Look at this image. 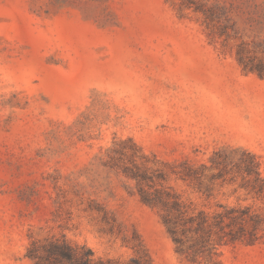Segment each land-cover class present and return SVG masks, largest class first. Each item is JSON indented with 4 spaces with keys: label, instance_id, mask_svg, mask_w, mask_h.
Segmentation results:
<instances>
[{
    "label": "rangeland",
    "instance_id": "1",
    "mask_svg": "<svg viewBox=\"0 0 264 264\" xmlns=\"http://www.w3.org/2000/svg\"><path fill=\"white\" fill-rule=\"evenodd\" d=\"M240 41L264 44V0H0V264L60 235L103 259L140 241L151 264H190L107 162L130 139L149 167L243 149L264 175V79L237 63ZM167 184L197 207L235 202ZM220 259L264 264V241Z\"/></svg>",
    "mask_w": 264,
    "mask_h": 264
},
{
    "label": "trees",
    "instance_id": "2",
    "mask_svg": "<svg viewBox=\"0 0 264 264\" xmlns=\"http://www.w3.org/2000/svg\"><path fill=\"white\" fill-rule=\"evenodd\" d=\"M235 59L244 72L264 79V44L240 41ZM130 144L128 160L110 157L107 165L135 182L140 201L155 209L171 239L175 252L190 264H221L222 249L228 246H252L264 241V175L259 160L243 149L215 151L207 163L182 161L176 165L147 166L140 148ZM170 177L180 181L205 202L228 189L233 204L216 202L197 207L168 185ZM224 196V194H222ZM127 262L96 257L86 245L69 242L63 235L32 239L25 257L31 264H151L139 241L132 246Z\"/></svg>",
    "mask_w": 264,
    "mask_h": 264
}]
</instances>
